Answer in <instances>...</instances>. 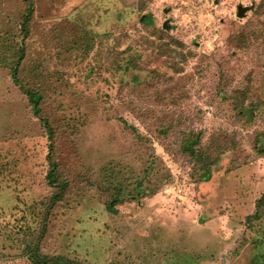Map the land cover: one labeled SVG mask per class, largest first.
Segmentation results:
<instances>
[{"label":"rangeland","instance_id":"rangeland-1","mask_svg":"<svg viewBox=\"0 0 264 264\" xmlns=\"http://www.w3.org/2000/svg\"><path fill=\"white\" fill-rule=\"evenodd\" d=\"M30 1L22 33L27 2L0 0V264H30L25 247L54 191L46 130L10 72L22 46L16 79L41 94L69 181L41 253L80 264H264V215L246 220L264 196V0ZM241 102L254 112L235 111ZM221 130L233 148L209 181H194L182 138L205 144Z\"/></svg>","mask_w":264,"mask_h":264},{"label":"trees","instance_id":"trees-1","mask_svg":"<svg viewBox=\"0 0 264 264\" xmlns=\"http://www.w3.org/2000/svg\"><path fill=\"white\" fill-rule=\"evenodd\" d=\"M27 2V11L22 17L20 22V30L22 33H27L28 28L27 24L30 20V17L33 13V6L30 0H25ZM240 38L243 40L245 37L242 35ZM24 55L23 46L19 48L17 52L18 59L15 62V66L11 68V76L16 84L20 87L24 95L26 96L30 106L32 114L37 117L42 123L43 127L46 130L48 137V154L46 156L49 167L46 173V180L49 186L54 188V191L51 193L46 200L41 202L43 208L42 215V225H41V235L43 236L46 232L47 224L49 217L52 214V210L57 206V204L65 198L67 189L69 186V181L62 178L59 172V165L53 157L54 152V141H53V130L50 126V123L47 118L42 116V106H41V94L38 91L31 89L30 87L22 85L17 79L16 74L18 72V66ZM9 60V58H8ZM220 90V88H219ZM243 90L234 91L233 95L238 97L242 94ZM232 95V97H233ZM233 109L240 114L246 115L245 111L249 110L250 113L254 112V108L251 105H248L244 108L243 103L239 105L235 104ZM124 126L126 129H129L132 133L138 136V130L132 125H128L126 121L123 120ZM163 131L162 133H165ZM226 142H225V141ZM235 140L230 134H227L226 131H217L210 135V138L207 143L201 142V137L199 134H186L180 142V151L185 154L191 164V173L190 175L194 178V181L202 183L207 182L211 179L214 167L218 166L221 162L223 155L233 147H230V142ZM255 152L260 155H263L264 149L262 145L255 149ZM109 189V188H108ZM106 189V190H108ZM152 193V192H151ZM147 193V195L151 194ZM120 202L115 195L105 203L106 209L112 212H115L114 204ZM264 215V196L259 198L255 203L254 212L246 216V220L249 222L252 220H259ZM38 237V240L34 243L28 244L25 247V253L30 264H80V262L70 259L66 256L59 255H47L40 252V239L42 236Z\"/></svg>","mask_w":264,"mask_h":264},{"label":"water","instance_id":"water-1","mask_svg":"<svg viewBox=\"0 0 264 264\" xmlns=\"http://www.w3.org/2000/svg\"><path fill=\"white\" fill-rule=\"evenodd\" d=\"M246 10H247L246 7H243V6L239 5L237 7V16L238 17H243L245 12H246ZM165 12H166V10H165ZM163 27L166 28V24H164Z\"/></svg>","mask_w":264,"mask_h":264}]
</instances>
